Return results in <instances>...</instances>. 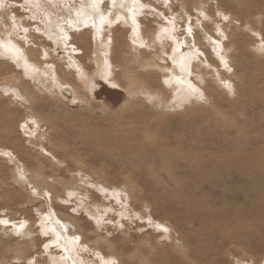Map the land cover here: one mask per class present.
<instances>
[{"label":"rangeland","instance_id":"obj_1","mask_svg":"<svg viewBox=\"0 0 264 264\" xmlns=\"http://www.w3.org/2000/svg\"><path fill=\"white\" fill-rule=\"evenodd\" d=\"M27 1L0 0V39L65 89L0 52V264H264V0H99L80 28L92 0H33L58 41Z\"/></svg>","mask_w":264,"mask_h":264},{"label":"bare ground","instance_id":"obj_2","mask_svg":"<svg viewBox=\"0 0 264 264\" xmlns=\"http://www.w3.org/2000/svg\"><path fill=\"white\" fill-rule=\"evenodd\" d=\"M26 1V0H25ZM36 1V0H35ZM51 1V0H50ZM99 0H92V1H90V3L88 4V3H85L84 4V6L82 7V6H80V7H82V8H80V7H78L77 8V10L80 8V12H79V14H78V12H77V14H78V19H73L71 22H73L74 24L76 23V20H77V27H82V25H83V23H84V21H85V17L87 16V17H93V16H91L89 13H92V12H99L98 11V2ZM52 2H54V1H52ZM82 2H84V1H82ZM85 2H87V1H85ZM95 2V3H94ZM120 2V1H119ZM27 3L28 4H30V5H32L31 7H35L36 9H39V10H42V11H40V12H45L46 11V15H45V22H44V26H45V28H46V32L49 34V33H51V32H53V34L55 35V38H56V40L58 41V39L60 38H63V31H62V29H59L58 28V25H57V23H56V21H55V19H51V11H53V10H51V11H48V9H47V7L46 6H44V8L43 9H40L39 7H38V4H36L33 0H28L27 1ZM48 3H50V2H48ZM47 4V3H46ZM78 4H80V3H78ZM78 4H76V5H78ZM83 4V3H82ZM130 4V3H129ZM117 5H118V3H117ZM48 6V5H47ZM120 7H121V3H120V5H119ZM40 7H42L41 5H40ZM46 7V8H45ZM130 7V6H129ZM75 8V7H74ZM118 8V7H117ZM124 8H122V10H123ZM126 9V8H125ZM128 9V8H127ZM120 10H121V8H120ZM67 11H69V10H67ZM74 11V10H73ZM54 12V11H53ZM52 12V13H53ZM56 12V11H55ZM55 12L53 13V15L54 16H56V14H55ZM113 12L115 13V11L113 10ZM127 12V11H126ZM75 13V12H74ZM73 13V14H74ZM128 13V12H127ZM37 14V13H36ZM86 14V15H85ZM93 14V13H92ZM99 14H100V12H99ZM102 15V14H101ZM109 15V14H108ZM114 15V14H113ZM119 15H121V14H119ZM123 15V14H122ZM99 16V15H98ZM124 16V15H123ZM128 16V15H127ZM57 17V16H56ZM102 17V16H101ZM109 17V16H108ZM107 17V18H108ZM115 17V16H114ZM114 17H112V18H110V19H113ZM53 18H55V17H53ZM105 18V17H104ZM13 20V19H12ZM133 20V19H132ZM58 21V20H57ZM110 21V23L112 22V20H109ZM116 21V20H115ZM131 21V20H130ZM102 21H100L99 23H101ZM113 22H114V20H113ZM15 23V22H14ZM98 23V22H97ZM126 23H128V25L129 26H131V28H132V31L135 33V30H138L137 29V26H135L136 24H134L135 22H133V23H131V22H127L126 21ZM126 23H124V24H126ZM0 24H1V22H0ZM3 24V23H2ZM15 24H17V23H15ZM20 24V23H19ZM1 26V25H0ZM21 26V25H20ZM59 26H60V24H59ZM12 27V26H11ZM15 27V26H14ZM18 27V26H17ZM16 27V28H17ZM94 27H95V31L96 32H98V30L100 29V27H99V25H96L95 23H94ZM164 29V28H163ZM7 30V29H6ZM20 30V29H19ZM57 30L59 31V32H61V35L59 34V33H57ZM25 32V31H24ZM138 32H139V30H138ZM166 32H168V31H166ZM165 32V33H166ZM170 32H172V31H170ZM169 32V33H170ZM7 33V32H6ZM164 33V34H165ZM8 34H10V33H8ZM65 35H66V33H64ZM99 34V33H98ZM156 35V34H155ZM4 36L5 37H7V38H1L0 39V52L2 53V54H4V55H10V57H12V58H15V59H12V60H17V61H20L19 63H20V65H22V67H24L26 70H25V73H24V75L26 76L27 74H28V76H30L31 78L32 77H35V75L39 78L38 79V83L40 82V80L42 79V78H44L43 80H45V78H46V80H48L49 82H50V85H52V86H54V91H56V89L57 90H59L60 91V93H61V91L63 92L64 91V81L63 82H61V83H59L58 81H57V78H56V75H55V72H54V67H53V65H55V63H53V65L51 64H49V62H47V59H46V61H45V58L46 57H48L47 56V52H44V53H46V55L44 56V55H41L42 57H40V59L42 58V61L44 62V63H36V65H34L35 64V62H33L32 61V58L30 57V55H29V53H27V55H25L24 56V54H22L21 52H19V50L14 46V45H10L9 43H8V41H9V36H7L6 34H4ZM13 36V35H12ZM96 36H98V35H96ZM170 37V36H169ZM11 38V37H10ZM13 38V37H12ZM11 38V39H12ZM65 38H66V36H65ZM96 38V37H95ZM188 38V37H187ZM28 39V38H27ZM55 40V39H54ZM98 41V40H97ZM104 42V41H103ZM135 42H138V43H140V41H136L135 40ZM182 43V42H181ZM179 44V43H178ZM223 46V45H222ZM97 47V46H96ZM179 47V46H178ZM176 48V47H175ZM221 48V47H220ZM225 51V50H224ZM223 51V52H224ZM189 52V51H188ZM183 53V52H182ZM196 53V52H195ZM227 53V52H226ZM174 54V53H173ZM187 54V53H186ZM186 54H184V56L186 55ZM190 54V53H189ZM197 54V53H196ZM12 55V56H11ZM171 55V54H170ZM198 56H199V53L197 54ZM203 55V54H202ZM224 55V54H223ZM100 56V55H99ZM183 56V55H182ZM183 56V57H184ZM188 56H190V55H188ZM185 57L183 60H181V61H179L178 63L180 64V62H181V64H182V66H183V68L184 69H186L188 66H189V58L190 57ZM195 56V55H194ZM177 57V56H176ZM192 57V56H191ZM178 58V57H177ZM176 58V59H177ZM180 58V57H179ZM195 58V57H194ZM200 58V57H199ZM198 57L197 58H195V61H196V59L198 60L199 59ZM202 58V57H201ZM225 58V57H224ZM223 57H222V59L221 60H223L224 59ZM54 59V58H53ZM70 60V62H69V64H70V66H72L73 68H76L77 67V65L75 64V62L71 59V58H69ZM175 59V58H174ZM182 59V58H181ZM209 59V58H208ZM11 60V59H10ZM72 60V61H71ZM164 60V59H163ZM203 62H204V64H206V61H207V59H205V60H203V59H201ZM225 60V59H224ZM50 61V60H49ZM98 61H99V65H98V70L96 71L97 73V78L99 77L101 80H103V81H107L110 85H117L114 81L112 82L110 79H111V77H112V71H111V68H110V66H108L107 65V63H106V61L107 60H105L104 59V57H99V59H98ZM105 61V62H104ZM176 61H178V60H176ZM225 61H227V57H226V60ZM16 62V61H15ZM53 62H54V60H53ZM16 63H18V62H16ZM57 64V63H56ZM68 64V65H69ZM58 65V64H57ZM176 65V64H175ZM225 65V64H224ZM58 67V66H57ZM179 67V66H178ZM191 67V66H190ZM229 67V66H228ZM232 67V66H231ZM59 68V67H58ZM78 69H79V67H77ZM168 69V68H167ZM174 68H172V70H173ZM179 69H182V68H179ZM183 69V70H184ZM188 69V68H187ZM170 70V69H169ZM183 70H181V71H183ZM82 71H83V69H82ZM82 71H80V69H79V71H78V75H77V79H79L80 81H82V85L84 86V89L83 90H85V92H88L87 90H89V91H91V90H95L96 89V81H94V79L91 77V78H89L85 73H84V71L82 72ZM173 71H175V70H173ZM180 71V72H181ZM187 72H188V70H186ZM185 71V72H186ZM95 72V71H94ZM201 72H204V71H201ZM224 72V71H223ZM27 73V74H26ZM70 73V72H69ZM169 75H171L172 76V73H169V72H167ZM179 73V72H178ZM182 73V72H181ZM191 73V72H190ZM193 73V72H192ZM206 73V72H205ZM219 73V72H218ZM144 74V73H143ZM150 74V73H149ZM176 75H178L177 73H175ZM184 74V73H183ZM183 74H180L179 73V75H183ZM204 74V73H203ZM208 74V73H207ZM220 74V73H219ZM218 74V75H219ZM20 75V74H19ZM66 75V74H65ZM72 75V74H71ZM139 75V74H138ZM145 75V74H144ZM175 75V76H176ZM179 75H178V80H182V78H180L179 77ZM192 75V74H191ZM198 75V74H197ZM221 75H223V74H221ZM96 76V75H95ZM167 76V75H166ZM170 76V77H171ZM187 76L189 77L190 76V74H189V72H188V74H187ZM220 76V75H219ZM168 77V76H167ZM167 77H165V78H162V79H164V80H166L167 79ZM201 77V76H200ZM65 78L67 79V77L65 76ZM142 78H144V77H142ZM173 78V77H172ZM180 78V79H179ZM185 78V77H184ZM73 79V78H72ZM72 79H70V77H69V80H72ZM147 78H145V80H146ZM149 79V78H148ZM171 79V78H170ZM175 79V78H174ZM187 79V78H186ZM11 80V79H10ZM79 80H77V81H79ZM143 80V79H142ZM8 81V80H7ZM15 81V80H14ZM73 82H74V80H72ZM147 81V80H146ZM150 81V80H149ZM183 81V80H182ZM185 81V80H184ZM186 81H189V80H186ZM44 82V81H43ZM47 82V81H46ZM45 82V83H46ZM106 82V83H107ZM165 82V81H164ZM12 83V82H11ZM18 83V82H17ZM21 83V82H20ZM41 83H42V81H41ZM40 83V84H41ZM148 83V82H147ZM179 83H180V81H179ZM185 83V82H184ZM35 84V83H34ZM49 84V83H48ZM75 83H73V85H74ZM81 84V83H80ZM80 84H78V85H80ZM146 83H144V85H145ZM182 84V83H181ZM192 86H193V84L192 83H190ZM9 85V84H8ZM12 85H14V84H12ZM46 85H47V83H46ZM72 85V86H73ZM77 85V84H76ZM148 85V84H147ZM168 86H170V89H171V92H172V94H174V92L176 91V88H174V85H172V83H171V80H170V83H168L167 84ZM177 85H179V84H177ZM185 85H187V83L185 84ZM39 85L37 84L35 87L37 88ZM48 87H49V85H47ZM72 86H71V89H72ZM184 86V85H183ZM201 86V85H200ZM7 87V86H6ZM45 87V86H44ZM70 87V86H69ZM76 87V86H75ZM9 88H11V87H9ZM9 88H7V89H9ZM43 88V87H42ZM41 88V89H42ZM183 88V87H182ZM192 88H194V87H192ZM20 89V88H19ZM120 89V88H119ZM179 90H181L180 88H178ZM191 89V88H190ZM197 89V88H196ZM199 89V88H198ZM197 89V90H198ZM42 90H45V88L44 89H42ZM188 90H189V85H188ZM187 90V91H188ZM193 90V89H192ZM197 90H194L197 94H198V92H197ZM46 91V90H45ZM76 91V90H75ZM153 91V90H152ZM184 91H185V89H184ZM190 91V90H189ZM199 91V90H198ZM12 92V94L15 96V94H16V96L18 95V93H19V91H17L15 88L14 89H10V93ZM154 92V91H153ZM178 92H180V91H178ZM177 92V93H178ZM202 95L204 96V97H206V95L204 94V91L202 90ZM76 94V92H74V90H73V92H71V94ZM131 93V92H130ZM187 93V92H186ZM186 93L184 92V94H185V96H186ZM55 94V93H54ZM181 94H182V92L179 94L178 93V98H180L181 97ZM200 95H201V92L199 93ZM198 94V95H199ZM157 95V94H156ZM175 95V94H174ZM183 95V94H182ZM151 96V95H150ZM203 96H201L200 98L202 99L203 98ZM21 97V96H20ZM30 97H32V96H29V99H30ZM70 97V96H69ZM184 96H182L181 98H183ZM155 98V97H154ZM185 98V97H184ZM194 98V97H193ZM23 99V98H22ZM26 99H27V96H26ZM29 99H28V101H29ZM77 100V99H76ZM147 100V99H146ZM178 100V99H177ZM186 100V99H185ZM178 101H181V100H178ZM187 101V100H186ZM27 102V101H26ZM161 102V101H160ZM182 102V101H181ZM22 103V102H21ZM180 103V102H179ZM158 105V104H157ZM22 106H23V104H22ZM156 106V105H155ZM130 118V117H129ZM134 118V117H133ZM133 118H132V120H133ZM135 119V118H134ZM29 124V123H28ZM92 147V146H91ZM4 149V148H3ZM206 149V148H205ZM2 152V151H1ZM1 154V153H0ZM6 154V156H11L9 153H5ZM207 155V154H206ZM240 156V155H239ZM255 156V155H254ZM254 156H251V155H244V156H242L241 157V159L242 160H246V161H252L253 160V157ZM257 156V155H256ZM92 157V156H91ZM201 157V156H200ZM259 157H261V156H259ZM11 158H12V156H11ZM191 158V157H190ZM238 158V157H237ZM257 158V157H256ZM262 158V157H261ZM13 159V158H12ZM216 159V158H215ZM228 159V158H227ZM226 159V160H227ZM233 159V158H232ZM236 159V158H235ZM241 159H240V161H241ZM260 159V158H259ZM263 159V158H262ZM237 160V159H236ZM264 160V159H263ZM228 161V160H227ZM238 161V160H237ZM240 161H238V162H240ZM244 161H241V163L242 162H244ZM200 167V166H199ZM34 179V178H33ZM31 180V179H30ZM29 180V181H30ZM6 187V186H5ZM39 193V192H38ZM53 197V196H52ZM108 197V196H107ZM215 213V212H214ZM213 215V214H212ZM191 216H193V215H191ZM49 217H50V215H49ZM47 221V220H46ZM233 221H235L234 220V218H232L231 216H218V214H215L214 216H213V222L219 227V226H221L222 224L225 226H227V224H226V222H228V223H230V222H233ZM14 223V222H13ZM12 223V224H13ZM222 225V226H223ZM236 225V224H235ZM237 228H235V229H238L239 227H241V225L238 223L237 225ZM15 227L17 228V230H22L23 228H22V226H21V224L20 225H15ZM46 227V226H45ZM13 228V227H12ZM48 229H50V227L48 226ZM226 229H229V228H226ZM10 230H11V228H10ZM232 230V229H231ZM53 231H55V228L53 229ZM230 231V230H229ZM237 232V231H236ZM2 233V232H1ZM221 233V232H220ZM6 235V234H5ZM70 240V239H69ZM65 242V241H64ZM63 242V243H64ZM70 242H71V240H70ZM66 243V242H65ZM73 244V243H72ZM67 246V245H66ZM73 246V245H72ZM75 248V247H74ZM63 250H64V253H65V257H64V260H65V258L69 261L72 257H71V252L73 251V249L72 250H70V252H69V250H67L66 248H64V246H63ZM214 252V251H213ZM75 259V258H74ZM64 262V261H63ZM71 261H69V264H77L74 260L70 263ZM64 264H65V262H64Z\"/></svg>","mask_w":264,"mask_h":264}]
</instances>
